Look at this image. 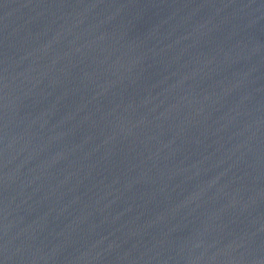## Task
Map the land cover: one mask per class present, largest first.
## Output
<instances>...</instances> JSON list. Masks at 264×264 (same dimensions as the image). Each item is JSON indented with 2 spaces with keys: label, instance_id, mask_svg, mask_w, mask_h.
Returning <instances> with one entry per match:
<instances>
[{
  "label": "water",
  "instance_id": "obj_1",
  "mask_svg": "<svg viewBox=\"0 0 264 264\" xmlns=\"http://www.w3.org/2000/svg\"><path fill=\"white\" fill-rule=\"evenodd\" d=\"M0 264H264V0H0Z\"/></svg>",
  "mask_w": 264,
  "mask_h": 264
}]
</instances>
